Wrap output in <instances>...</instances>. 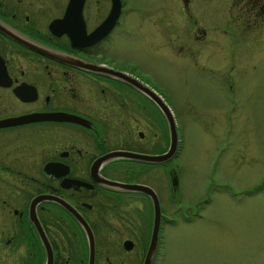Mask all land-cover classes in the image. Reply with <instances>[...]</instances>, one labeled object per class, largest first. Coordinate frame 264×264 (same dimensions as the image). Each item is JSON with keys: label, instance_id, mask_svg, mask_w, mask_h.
<instances>
[{"label": "flooded vegetation", "instance_id": "obj_1", "mask_svg": "<svg viewBox=\"0 0 264 264\" xmlns=\"http://www.w3.org/2000/svg\"><path fill=\"white\" fill-rule=\"evenodd\" d=\"M115 1L117 17L94 38L113 0H0V264H143L157 199L155 264L167 227L189 208L199 217V199L172 203L179 142L150 158L171 146L151 91L169 104L129 62L141 28L195 63L220 37L263 36L264 0ZM79 9L87 36L76 44L64 28Z\"/></svg>", "mask_w": 264, "mask_h": 264}, {"label": "rangeland", "instance_id": "obj_2", "mask_svg": "<svg viewBox=\"0 0 264 264\" xmlns=\"http://www.w3.org/2000/svg\"><path fill=\"white\" fill-rule=\"evenodd\" d=\"M145 33L129 66L151 78L175 117L172 203L199 199V217L189 208L167 227L155 264H264V35L220 37L195 63Z\"/></svg>", "mask_w": 264, "mask_h": 264}, {"label": "water", "instance_id": "obj_3", "mask_svg": "<svg viewBox=\"0 0 264 264\" xmlns=\"http://www.w3.org/2000/svg\"><path fill=\"white\" fill-rule=\"evenodd\" d=\"M78 0H70L69 2V6L71 8V5L74 6L78 5L77 3ZM82 1V0H80ZM81 3V2H80ZM118 1L113 0V4H112V8L111 11L109 13V15L107 16V18L96 28L92 31V33L90 34V36L94 37V38H98L100 37L103 33H105L107 31V29L112 25V23L114 22L115 18L117 17L118 14ZM80 5V4H79ZM80 8V7H79ZM68 18H64L63 20H61V23L67 22ZM76 23V27L72 28H64L66 32L69 33L72 41H74L76 44H78L79 42H82V39L85 38V30H84V22L80 13V9H79V19L74 21ZM56 23L55 21H53V23H51L50 27L51 28H55L56 27ZM108 24V25H107ZM152 95L155 97L158 105L162 108L166 118H167V122H168V126L171 132V146L169 148V150L162 155H155V156H151L150 158L154 159L155 161H161L164 160L166 157H169L170 155H173L176 147H177V143H178V133H177V127H176V121H175V117L173 116V113L171 111V109L169 108V106L167 104H165L161 97L157 94H154L153 91ZM117 155H127V156H134V153L131 152H126V151H120L117 152ZM148 158V157H147ZM107 183L109 185H116L118 187H124L127 189H136V188H140L143 189L147 192H150L152 194H154L153 190H151L149 187L145 186V185H141V184H134V183H121V182H116V181H112V180H108ZM154 196V195H153ZM155 221H154V225H153V229H152V235H151V239L147 248V252L145 255V258L143 260V264H150L154 252L156 250V246H157V234H158V229H159V213H160V208L158 206V201L157 199H155Z\"/></svg>", "mask_w": 264, "mask_h": 264}]
</instances>
